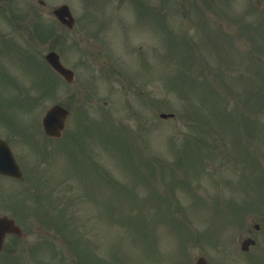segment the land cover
I'll use <instances>...</instances> for the list:
<instances>
[{
  "label": "rangeland",
  "instance_id": "374dc122",
  "mask_svg": "<svg viewBox=\"0 0 264 264\" xmlns=\"http://www.w3.org/2000/svg\"><path fill=\"white\" fill-rule=\"evenodd\" d=\"M60 1L63 0H57ZM67 1L75 2L78 8L82 6L79 0ZM214 1L218 7L208 10L203 0H188L185 6L184 0H172L171 12L157 14L155 10L152 17H140L139 22H135L133 8L132 15L124 5L123 21L130 29L117 33L111 27L114 36L104 42V55L101 43L84 38L70 42L67 40L70 34L64 38L66 41L43 43L46 53L53 48L60 55L63 53L68 67L77 68L74 83L61 81L59 87L54 85L56 94L52 97L66 102L71 110L70 128L68 125L63 138L70 129L72 138L66 140L67 145L58 146L56 157L47 156L53 160L45 161V168L41 169V163L38 165L45 178L52 174L66 178L65 186L61 187L67 191L60 188V197L69 190L74 207L83 210L80 217L74 213L76 217L72 219L61 215V230L66 234L53 228L63 239L57 245L61 257L65 254L72 261L78 258L81 263L93 264H155L158 258L168 261L177 251L179 259L187 254L191 264H195L199 255L214 262L226 256L228 264H264V21L251 14L247 17L249 0H226L224 13H221L222 0ZM154 2L157 8L162 4V0ZM179 7L187 13L186 17H178ZM197 8L209 13L211 28L219 26L231 32L233 38L229 43L239 38L238 26L243 23L236 19L254 26L246 33V40L242 39L233 52L224 50L222 56L208 51L202 43L197 46L192 39L179 43L178 33L185 36L186 24L181 25L176 18L194 22ZM215 12L222 17L218 18ZM151 18H156L153 51L148 45L150 36L145 34L149 28L144 29V23ZM161 22L164 26L159 27ZM188 28V34L193 35L195 29L189 25ZM75 35L82 33L77 30ZM137 35H145L147 39L140 36L141 39H136ZM130 36L129 44L132 40L143 45V54L127 50L124 41ZM168 36L178 42L173 43V49L166 43ZM182 55L189 58L197 55L202 64L209 61L213 70L219 69L216 65L220 63L227 73L200 75L199 68L191 69L197 65L190 63L186 68ZM81 57L87 58L93 67H87L85 61L76 62ZM27 63L25 60L24 64ZM103 65L104 81L97 79L95 86L98 95L104 93L109 100L113 99L114 102L104 105L112 120L107 115L104 119L98 115L90 107L91 101L74 100L85 97L82 79L89 78L92 70L96 72ZM184 72L187 77L183 78ZM129 75L141 84L151 77L154 97L148 99L145 94V100L136 86L128 88L125 79ZM32 76L60 82L47 69L38 73L36 68L29 74L26 70L17 71L18 78L30 80ZM226 82L236 88L234 97L230 95L232 102L224 95ZM48 88L53 90L51 82H44V94L40 93L38 98L36 92L38 102L46 100ZM87 91L86 97L92 99L94 89L89 84ZM49 103V99L44 102ZM83 107L84 111L79 112ZM160 113L174 116L162 119ZM189 136L199 137V141L192 142ZM32 154L37 156L36 151ZM45 206L50 204L45 201ZM163 208L172 213L171 218L167 214L164 218L160 212ZM254 223L260 225L258 232L252 230ZM79 224L86 229L84 237L73 232ZM249 229L258 241L247 253H242L239 238ZM53 231H49L51 238ZM188 233L204 238L195 243L193 238L186 237ZM213 238L223 245L227 242V253L220 251L222 246L217 249L219 252L213 250L210 246L215 243ZM70 240L72 246L66 243ZM44 245L43 256L57 263V258L50 254L52 247ZM60 255L57 254L59 258ZM23 260L24 264H34L29 257Z\"/></svg>",
  "mask_w": 264,
  "mask_h": 264
},
{
  "label": "flooded vegetation",
  "instance_id": "af4514ba",
  "mask_svg": "<svg viewBox=\"0 0 264 264\" xmlns=\"http://www.w3.org/2000/svg\"><path fill=\"white\" fill-rule=\"evenodd\" d=\"M30 2L31 4L25 3ZM43 3L41 0H0V13L4 12L7 15V18L0 19V86L6 81V75H9L12 70H26L27 64H24V61L27 60L29 56V47L27 41H12L11 35L15 34L16 39L21 38L23 33V25H37L42 26L44 23V9ZM28 11L30 13L28 14ZM90 21V20H89ZM87 22L93 28L102 27L104 28V18L100 22ZM11 31L10 37L4 35L5 31ZM91 33L90 31H88ZM43 30L40 29L39 44L42 43ZM78 36H75V38ZM14 43V45L12 44ZM34 41H32L33 45ZM13 47L16 49L12 51ZM33 50L31 51L30 57L32 61H36L37 68L41 69L42 64L39 61V58H35L32 55ZM38 56L43 57L42 54L38 53ZM17 65V66H16ZM33 66V65H32ZM33 67H31V72L33 73ZM23 83H25L28 88L33 86V79L30 80L23 78H18ZM42 83V79H39L38 88ZM28 88L23 86L20 81L15 83V86L12 88L13 94L11 98L7 101L15 102V110H11L9 114L0 116L3 119L0 120V138L4 139L8 145L11 147V150L15 153L22 152L21 150L29 149V143L32 145L36 144L37 146H43V141L41 139L40 133L34 131V129H29L28 125V116H25L23 109L28 107V102H30L29 96L26 97ZM4 198H10V196L0 195V215L7 214V208H11V203H7ZM8 215V214H7Z\"/></svg>",
  "mask_w": 264,
  "mask_h": 264
},
{
  "label": "water",
  "instance_id": "95a60500",
  "mask_svg": "<svg viewBox=\"0 0 264 264\" xmlns=\"http://www.w3.org/2000/svg\"><path fill=\"white\" fill-rule=\"evenodd\" d=\"M51 57L55 58V57L53 56V54H50V55L47 56L48 59H50ZM51 64H52V66H53L54 68H56V69H58L60 72H62V70L59 68L58 64H56V61H55V60H54L53 62H51ZM59 111H61V110H59V108H54V109H52V110L48 113V116H47L46 119H47V120L50 119L51 116H53L54 114L58 113ZM61 112H62V111H61Z\"/></svg>",
  "mask_w": 264,
  "mask_h": 264
}]
</instances>
